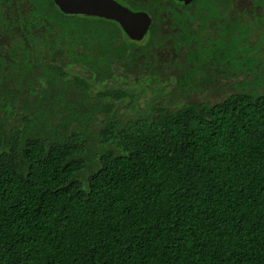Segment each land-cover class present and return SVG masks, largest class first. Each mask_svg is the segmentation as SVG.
Segmentation results:
<instances>
[{"label":"trees","instance_id":"trees-1","mask_svg":"<svg viewBox=\"0 0 264 264\" xmlns=\"http://www.w3.org/2000/svg\"><path fill=\"white\" fill-rule=\"evenodd\" d=\"M117 1L0 0V264H264V0Z\"/></svg>","mask_w":264,"mask_h":264},{"label":"water","instance_id":"water-1","mask_svg":"<svg viewBox=\"0 0 264 264\" xmlns=\"http://www.w3.org/2000/svg\"><path fill=\"white\" fill-rule=\"evenodd\" d=\"M190 3L193 0H182ZM67 14L97 16L117 21L133 40H142L148 33L152 19L144 11H132L117 0H56Z\"/></svg>","mask_w":264,"mask_h":264}]
</instances>
